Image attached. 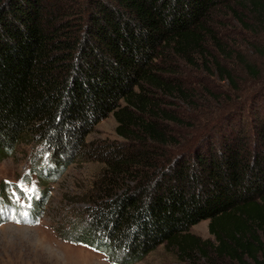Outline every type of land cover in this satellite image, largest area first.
<instances>
[{
  "label": "trees",
  "instance_id": "obj_1",
  "mask_svg": "<svg viewBox=\"0 0 264 264\" xmlns=\"http://www.w3.org/2000/svg\"><path fill=\"white\" fill-rule=\"evenodd\" d=\"M228 4L264 31V0H0V159L27 138L56 169L78 155L102 164L88 218L61 238L117 264L159 245L181 264H264V120L256 130L240 120L217 129L214 114L203 127L211 132L191 128L190 141L170 126H185L175 100H199L176 61L234 80L211 48L236 52L208 25L221 5L246 24ZM109 115L125 143L95 150L87 138ZM43 204L34 201L32 218ZM201 220L213 239L190 231Z\"/></svg>",
  "mask_w": 264,
  "mask_h": 264
},
{
  "label": "rangeland",
  "instance_id": "obj_2",
  "mask_svg": "<svg viewBox=\"0 0 264 264\" xmlns=\"http://www.w3.org/2000/svg\"><path fill=\"white\" fill-rule=\"evenodd\" d=\"M81 1L87 6L88 0ZM228 6H232L237 13H243L246 24L238 21L230 8L221 5L211 12L208 25L216 38L222 39L226 46H231L236 52L235 57L228 59L224 52L221 54L216 47L211 48L216 61L233 74V82L220 77L216 69L212 68L211 72L202 70L200 63L191 66L187 62L176 61L175 64L185 89L193 90L199 99L193 108L180 100L174 101L176 109L171 107L184 115L185 126H170L181 134V138L189 141L197 129L203 131L204 135L211 132L203 127L205 122H208L207 126L211 125L216 117L217 129L224 128L228 121L235 124L240 120L251 130L260 120H264L262 24L255 21L247 10L233 4ZM207 91L219 97L210 96ZM234 111L238 114L236 117L227 115ZM115 126L112 115L101 120L89 134L88 144L94 146L95 150H101L112 144L125 143L115 132ZM191 128L196 130L192 131ZM101 165L98 158L78 155L62 170L56 169L49 160V152L43 150L38 141L27 138L18 143L10 155L0 159V185L27 178L32 185H37H34L37 190L35 197L39 203L40 200L44 201L38 222L1 221L0 264H117L108 259L105 253L83 242H72L60 236L63 230H76L74 226L82 217L88 218L90 198L95 193V187L91 185L101 171ZM39 173L43 175L42 178ZM6 194L0 192V206L7 204ZM29 210L32 211L31 207ZM0 213L4 215L6 211L2 209ZM27 217L28 214L24 216ZM208 221L201 220L191 226L190 231L201 239H213L208 231ZM204 261L202 258L197 260L198 264H205ZM135 264H181V261L173 249L159 245Z\"/></svg>",
  "mask_w": 264,
  "mask_h": 264
},
{
  "label": "snow or ice",
  "instance_id": "obj_3",
  "mask_svg": "<svg viewBox=\"0 0 264 264\" xmlns=\"http://www.w3.org/2000/svg\"><path fill=\"white\" fill-rule=\"evenodd\" d=\"M17 186H19V185H17ZM31 191H36V189H35V187H33L32 189H31ZM32 205L31 204H29V207H31ZM0 212H2V210H0ZM24 215L25 216H27V213H24ZM35 222H38V219L35 221Z\"/></svg>",
  "mask_w": 264,
  "mask_h": 264
}]
</instances>
